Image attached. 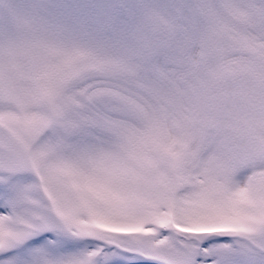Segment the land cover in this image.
Masks as SVG:
<instances>
[{"label": "snow or ice", "instance_id": "snow-or-ice-1", "mask_svg": "<svg viewBox=\"0 0 264 264\" xmlns=\"http://www.w3.org/2000/svg\"><path fill=\"white\" fill-rule=\"evenodd\" d=\"M0 264H264V0H0Z\"/></svg>", "mask_w": 264, "mask_h": 264}]
</instances>
